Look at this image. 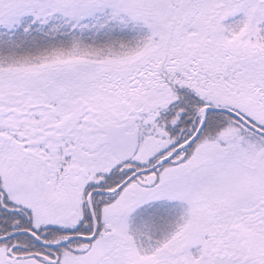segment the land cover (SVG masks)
Segmentation results:
<instances>
[{
  "label": "snow or ice",
  "instance_id": "1",
  "mask_svg": "<svg viewBox=\"0 0 264 264\" xmlns=\"http://www.w3.org/2000/svg\"><path fill=\"white\" fill-rule=\"evenodd\" d=\"M0 264H264V0H0Z\"/></svg>",
  "mask_w": 264,
  "mask_h": 264
}]
</instances>
